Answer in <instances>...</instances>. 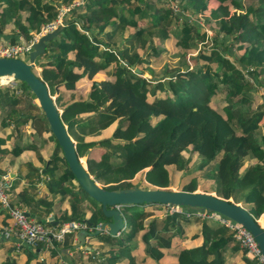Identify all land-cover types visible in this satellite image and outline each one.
<instances>
[{
  "label": "trees",
  "instance_id": "1",
  "mask_svg": "<svg viewBox=\"0 0 264 264\" xmlns=\"http://www.w3.org/2000/svg\"><path fill=\"white\" fill-rule=\"evenodd\" d=\"M72 1L0 0V37L10 25L11 42L20 40V35L30 39L32 30L39 32L56 18L61 5ZM176 1L182 8L176 13L168 0H85L72 7L68 24L47 43L48 60L44 66L39 63L41 76L49 85L61 84L70 90L79 89L84 79L90 81L84 97L78 95L60 106L63 122L70 117L72 123H80L81 129L93 132L117 120L110 137L76 143V150L92 144L106 147L97 160L103 166L101 174L117 172L121 177L104 187H131V179L140 171L153 188L168 187L172 184L170 168L180 173L188 168L203 169L202 174L215 183L217 195L243 200L255 218L264 217V131H260L264 126V101H256V97L254 101L253 95L256 91L264 93L259 88L264 85V0ZM186 11H208L217 19L215 33L208 38L205 29L185 15ZM168 39H174L184 55L202 42L192 56L195 64L188 59L174 66L166 63L163 72L145 76V69L153 70V58L170 50L165 42ZM115 43L119 44L115 47ZM99 72L105 75L96 77ZM27 88L22 82L17 91L8 86L0 89V120L3 126L30 127L33 138L23 148L34 150L44 162L51 194L67 201V206L54 216L57 223H49L88 219L98 224L105 218L101 208L86 217L74 189L76 179L59 153L57 139L34 94ZM60 98L57 96L56 101ZM91 111L87 118L79 115ZM44 132L49 134L47 141L54 140L56 147L48 160L39 154L34 141ZM120 155L123 158L119 160ZM194 156L200 163L194 162L192 169L190 159ZM62 163L66 167L62 168ZM28 167L29 175H40V169L31 161ZM190 171V179L180 187L183 190L197 187L195 171ZM34 190L32 181L18 201L10 197L14 205L36 218L33 213H41L35 204L49 210L53 202ZM33 200L35 203L28 208L27 202ZM143 204L146 208L128 214L127 226L118 235L104 236L109 247L98 264H264L247 256L235 231L219 219L176 211L149 217L153 206L169 205ZM193 226L194 231L187 235V227ZM199 234L201 244H181L185 237ZM72 237L73 233L66 235L61 244L71 246ZM57 243L48 247L50 252L58 251ZM139 244L143 254L137 259ZM161 248L175 257L173 262H161ZM29 262L28 258L26 264ZM5 263L17 264L8 259ZM38 264L49 263L43 260Z\"/></svg>",
  "mask_w": 264,
  "mask_h": 264
},
{
  "label": "water",
  "instance_id": "2",
  "mask_svg": "<svg viewBox=\"0 0 264 264\" xmlns=\"http://www.w3.org/2000/svg\"><path fill=\"white\" fill-rule=\"evenodd\" d=\"M68 22L66 15H64L61 23L54 29L41 33L32 42L20 35L19 39L24 44H30L31 49L24 57L0 56V75L12 76L19 84L26 83L27 90L34 94L37 104L44 113L49 128L57 139L62 155L76 182L101 204V210L106 220L101 222L100 227L91 229L88 225L94 224L86 219L87 226L81 227L77 231L78 241L73 246H83L90 249V246L85 243L86 237H94L105 230L111 235L120 233L119 231L126 226V215L122 211L124 205L134 206L143 202H157L166 205L184 206L192 211L217 212L223 215L232 222L245 227L256 240L260 252L264 256V225L240 202L222 197L214 192L197 189L189 191L170 187L142 188L137 185L108 189L89 173L77 153L76 142L70 136L66 124L61 118L62 109L57 107L56 97L51 94L49 84L33 71V68L39 65L41 55L45 53L48 41L62 32ZM135 70L139 71V68H135ZM27 214L30 213L27 212ZM53 223L56 224L57 221H53Z\"/></svg>",
  "mask_w": 264,
  "mask_h": 264
},
{
  "label": "crops",
  "instance_id": "3",
  "mask_svg": "<svg viewBox=\"0 0 264 264\" xmlns=\"http://www.w3.org/2000/svg\"><path fill=\"white\" fill-rule=\"evenodd\" d=\"M82 4H78L77 6L82 5ZM68 13L69 12L67 11L65 14L66 18H68ZM31 33L34 34L36 32L32 30ZM11 35H12V31L10 29V25H8V26H6V28L4 30V34L0 37V40H9ZM45 53H46V51H45ZM45 53L43 54L44 57L41 55V59L42 60L44 59L45 61H47L48 57H46ZM36 67L40 68V76H41L42 66L38 65ZM104 75L105 74L103 72H99V75H97L96 77L101 78ZM10 83H11V85L10 86L7 85V86L10 88H13L14 90L17 91V86L19 85L18 81L17 80L11 81ZM89 84H90V81L87 79H84L82 81V85L79 87V89L76 88L74 90L65 89L64 87L61 86V84H57V85H55L57 87L56 88L57 90L54 93L51 92V94L55 95V97L61 96L60 99L63 101V103H64V101L67 103V102L72 101L78 95L84 97L88 91ZM4 86L6 87V85H4ZM2 87L3 86H0V89ZM62 107H60V109H62ZM2 111H3V109L0 106V118L2 115ZM92 113H93L92 111L91 112H84V113H80L79 115L81 117L87 118V117L91 116ZM8 120H10V119H8ZM11 122L12 121H10V123ZM114 122L117 123V120L115 119ZM25 125H26L25 128H22V127H20V129L18 128L20 130L19 131L13 124H8L6 126H3L1 124V120H0V178H2L3 175H7V178L9 180V182L11 183L10 194L12 195L13 200L15 202L21 198L20 194L26 189V187H28V184H30L33 181L35 183V187H36V190H34L36 195H39L40 197L41 196L48 197V199H51L53 202L49 210H46V209L42 208L41 206L37 207L35 204L34 206L36 207V210L38 212H40L41 215H37L35 213H33V215H35L36 218H38V217L42 218L43 216H46V218H47L50 215L53 216V218H54L56 213L59 214V212L62 211L67 206V201L63 200V198L61 199V196L58 194H56V195L51 194V192L47 188V181L49 180V177L47 175H45V173H44V169H43L44 162L39 158V156H37V154L34 150L23 148L24 145L29 143L33 138L31 135L30 127L27 124H25ZM110 130H111V127H110ZM48 135L49 134L47 132H44L42 134V136H40L34 140L36 142L35 145L38 146L37 150L39 151V154L45 160H48L50 158V156L52 155V153L54 152V148L53 147L50 148V146H52V144H49V142L47 141ZM87 135L88 134H86V136L84 137V141L99 140L98 139L99 136H97V134H92L89 136H87ZM72 139H73V137H72ZM74 142H75V140H74ZM94 145H98V144L89 145L85 149L89 148V152H88L89 158H91L92 160H98L100 158V155H101L103 149L99 150L98 149L99 146L95 147ZM20 147H22L21 150L15 151V150H18V148H20ZM79 156H80L82 163L88 169L89 173L95 178V176L93 175V172L89 170V166H87V164H85L83 162L82 159L84 156H82V157H81V155H79ZM30 161L36 167H38L40 169V175L39 176H37V175L35 176L33 174L29 175L28 162H30ZM96 181L99 182L101 180L96 179ZM104 182L108 183L106 181H104ZM102 185H103V183H102ZM89 200L86 199L85 197H83L81 200V205L83 206V208L85 210L86 217H88L92 213L93 207H94L93 202L89 201ZM34 203H35L34 200L27 202V207L30 208V206H32ZM141 204H143V203H141ZM141 204H137L134 206H140ZM15 205H17V204H15ZM143 206L146 208V204ZM99 207H100V204H99ZM153 208H156V207L153 206ZM158 209H160V208H158ZM125 215H126L125 217L127 219L128 214L126 213ZM151 216H160V215H157L156 210H154V213L152 214V212H151V214L149 215V217H151ZM7 220H8V213L4 208H2V206H0V224L1 223H3V224L7 223ZM54 220H55V218H54ZM104 220H106V219L103 218L100 222H102ZM88 227H89V225H88ZM121 231H119V232H121ZM76 233H73L71 246H68V245L65 246V245H62L61 242H58L57 243L58 251L55 253L50 252L49 248L48 249L40 248V247L34 248L31 246H26V245L18 248L15 245L14 239H11V238L6 239V238L2 237L3 235L0 233V264H6L5 262L7 259L9 261L14 260L17 264H26V260L28 258L30 260V262L28 264H38L39 261H43V260L49 264L50 263L98 264L100 261H102L104 254H105V249H107L109 247L108 243L104 241L105 240L104 236H106L107 234H110V233H108L105 230V231L97 234V235H99V238L101 241L98 240V245L95 249L92 247L94 244L93 243L94 237H88V238L86 237L85 243H86V245L90 246V249H87L83 246L74 247L73 244H75L78 241ZM70 234H72V233H70ZM70 234L69 235L67 234V236H70ZM118 234H116V235H118ZM199 235H201V234H199ZM195 238L197 239L199 237L198 236L194 237V238L187 237L186 239L182 240L181 244L186 246V247H192V246H197V245L201 244L202 239H201V241H196V243H191L190 245L183 243L184 240L191 239V240H188V242H191V241H194L193 239H195ZM103 243H106V245L103 247H100ZM137 248H138V251H137L136 255H137V259H138L139 256H141L143 254V249H142L141 244H139V246H137ZM161 249L164 252L162 259H166L165 255L167 252L168 258H170L171 262H173L175 257L167 251L168 249H166V248H161ZM32 252H34V253H32ZM30 253H31V255H30Z\"/></svg>",
  "mask_w": 264,
  "mask_h": 264
},
{
  "label": "rangeland",
  "instance_id": "4",
  "mask_svg": "<svg viewBox=\"0 0 264 264\" xmlns=\"http://www.w3.org/2000/svg\"><path fill=\"white\" fill-rule=\"evenodd\" d=\"M163 2V0H162ZM169 4L172 5L174 8H177L178 6V9H182L179 5V2L176 1V0H168ZM185 15L191 17L190 19L193 21V20H196L199 22V24L201 25V27L203 29H205L206 31V34L209 37H211L216 29L218 28V24L216 22L217 19H215L213 16H210L209 12H205L203 14H200V13H194L193 11H186L185 12ZM219 35L220 36H224L223 35V32H219ZM167 43V46L170 47V50L167 52H164L163 55H161L160 57L158 58H153V62H152V65L153 66H150L153 70H147L145 69L144 70V75L149 77L153 74V72H157V73H161L163 72V67L166 63H168L169 66H174L176 64H178L179 61H182L183 59L184 60H187L188 59V62L189 63H194V59H192V56L193 55H196L197 52H198V49L199 47H201L202 45V42H199L198 45L196 46H192L187 52L186 54H182V51L180 50L181 48L177 47L175 44H174V39H168L165 41ZM119 43H115L113 44L115 47L118 45ZM234 49V47H232ZM235 51V49H234ZM180 53V55H179ZM44 57V55H42ZM24 57V56H22ZM41 59V58H40ZM40 63L42 64V66L45 65V60L41 59ZM195 64V63H194ZM194 64H190V65H194ZM114 64H111V67L113 66ZM137 68H139V66H136ZM33 71L37 74V75H40V68L39 67H34L33 68ZM99 75V74H98ZM247 75V74H245ZM12 81H16V79H13ZM11 83L8 84V86H10ZM7 86V85H6ZM5 86H3L2 88H4ZM260 89H264V85H260L259 86ZM49 90L50 92H55L57 89H56V86L55 85H49ZM254 101H255V97L257 98L256 101H262L263 100V95L260 94V92L256 91L254 92ZM64 103H66L64 101ZM63 101L61 99H58V101H56V105L58 108H60L59 106H63ZM64 123L66 124V128L70 134V136L73 137V139L75 140V142H78L80 140H84V137L86 136V134H88L87 136L89 135H92V134H97V136H99L98 139H100L101 137H110L111 136V133L112 131L114 130L115 126L117 125V123H115L114 121L110 122L107 126L103 127V128H100L98 129V127L95 128V130L93 132H91L92 130H83L80 128V123L78 125H76L77 123H72L70 117H65V121ZM22 128H25L26 125H22L21 126ZM110 127H111V130H110ZM98 129V130H97ZM260 131L263 132L264 131V126L261 125L260 126ZM87 132V133H86ZM99 134V135H98ZM105 134V135H104ZM51 142H49V144H52V146H50V148H54L55 150V141L54 140H50ZM95 147L96 146H99L98 149L101 150H105V146L103 145H94ZM77 152H79V154H81V157H83V162L85 164H87V166H89V169L90 171L93 172V175L97 178H99L101 181L100 184L103 183V185H108L109 183H114L116 182L115 180H118L121 175L118 174L117 172H113L112 174H107V175H102L101 174V169H102V165H100L97 160H92L91 158L88 157V152H89V148L88 149H85V148H78ZM60 154H62V151L60 150L59 151ZM185 155H188L189 153L188 152H184ZM123 158V155H120L119 157V160ZM197 159V156H194L192 159H190V166L192 167V169H194V162L196 163H200V159H197V161H195ZM61 167H66L65 163H62ZM61 168V169H62ZM191 169L188 168L186 170H183L181 173L177 170V169H174V168H170V177L172 179V184L169 185L168 187L170 188H175V189H181V185L182 183H185L187 182L189 179H190V176L187 172H189ZM202 170L199 171L195 168V170H191V171H195V176L197 177V187L195 189L197 190H204V191H210V192H214L216 193V190L214 188H216V185L214 182H212L211 180H209L207 177H205L204 174H202ZM190 171V172H191ZM198 172V173H196ZM98 173H100V177L98 176ZM114 179V180H112ZM104 181L108 182V183H105ZM74 182V185H75V191L77 192L78 194V197H79V200L81 201V198L85 197L86 199H90L89 201H92L93 204H94V207H93V210L94 209H97L99 208V202L95 201L94 199H92L89 195H87L78 185L77 183L73 180ZM131 182L134 184V185H137V186H141V187H145V188H153V186L151 185V183L145 178V173H143V171H140L138 172L132 179H131ZM230 199H233V197H228ZM235 201V200H234ZM236 202H240L243 206L245 207H248L249 205L244 202L243 200H240V201H236ZM144 204H141L140 206H126L124 205L123 206V213L124 214H132V212L135 211L136 208H142ZM100 208H101V204H100ZM154 210H156V214L157 215H164L166 212H171L173 209L171 207H166L164 205L160 206V209L158 208H152ZM154 210H150V212H152V214L154 213ZM101 218V217H100ZM106 219V218H105ZM259 221L264 225V217H259ZM41 222L43 224H47V221H46V217L43 216L41 218ZM127 219H126V226H127ZM194 225V224H193ZM196 226L199 227V223H196L195 224ZM125 226V227H126ZM196 226H193V227H187L186 229V233L187 235H191V233L194 231L195 227ZM200 229V227H199ZM189 237V236H188ZM199 238H195L193 239L194 241H191V242H188V240H191V239H187V240H184L183 243L185 244H188L190 245L191 243H196V241H201L202 239V235H199L198 236ZM187 237H185L184 239H186ZM103 239V238H102ZM98 240H100L99 238V235H95L94 238H93V248L95 249L98 245ZM104 240V239H103ZM101 241V240H100ZM105 242H107L106 240H104ZM106 243H103L100 247H103L105 246ZM167 252H166V259H162L161 258V262H167V263H170L171 262V259L168 258L167 256ZM163 257V256H162ZM261 263H264L261 261Z\"/></svg>",
  "mask_w": 264,
  "mask_h": 264
},
{
  "label": "built area",
  "instance_id": "5",
  "mask_svg": "<svg viewBox=\"0 0 264 264\" xmlns=\"http://www.w3.org/2000/svg\"><path fill=\"white\" fill-rule=\"evenodd\" d=\"M82 3H84V0H73L69 5H61L56 18L43 26L39 32L34 33L29 40L32 42L36 40L41 33L54 29L59 23H61L62 17L68 10ZM170 6L174 13L179 10L178 6L177 8H174L172 5ZM30 49V44H24L21 40H18L17 42L0 40V56H27ZM3 76H5L6 79L3 80ZM13 79L12 76L0 75V86L8 85ZM261 95L264 96V93H261ZM262 101H264V97ZM9 185L10 182L7 175H3V177L0 178V205L7 211L8 220L7 223L0 224V233L3 235L2 237L6 239H14L16 247L19 248L26 245L34 248L40 246L48 249V247L52 246L53 242H61L67 234L76 233L81 227L87 226L86 222L78 219H69L57 225H53L49 223L53 222L54 219L51 215L46 218L47 224H43L41 220L30 216L23 208L12 203ZM167 205L173 209L171 212H184L187 216L197 214L200 217H213L219 219L235 231V236L240 240L241 245L245 247L247 256L250 258H256L259 262H264V256L261 254L256 240L242 225L232 222L226 217L219 216L215 212L184 210L182 206ZM100 225L101 223H98L94 227H100ZM89 227L91 229L94 228L91 225H89Z\"/></svg>",
  "mask_w": 264,
  "mask_h": 264
},
{
  "label": "bare ground",
  "instance_id": "6",
  "mask_svg": "<svg viewBox=\"0 0 264 264\" xmlns=\"http://www.w3.org/2000/svg\"><path fill=\"white\" fill-rule=\"evenodd\" d=\"M2 78H3V80H4V79H6V77H5V76H3Z\"/></svg>",
  "mask_w": 264,
  "mask_h": 264
},
{
  "label": "clouds",
  "instance_id": "7",
  "mask_svg": "<svg viewBox=\"0 0 264 264\" xmlns=\"http://www.w3.org/2000/svg\"><path fill=\"white\" fill-rule=\"evenodd\" d=\"M99 223H101V222H99ZM91 226H93V227H94L95 225H91ZM94 228H95V227H94ZM94 228H93V229H94Z\"/></svg>",
  "mask_w": 264,
  "mask_h": 264
}]
</instances>
